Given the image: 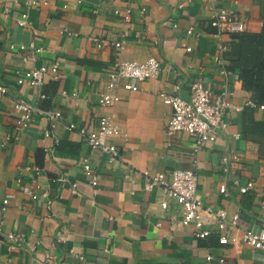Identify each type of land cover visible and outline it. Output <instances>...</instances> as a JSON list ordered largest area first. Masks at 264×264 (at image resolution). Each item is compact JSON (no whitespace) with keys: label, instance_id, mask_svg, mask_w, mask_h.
I'll list each match as a JSON object with an SVG mask.
<instances>
[{"label":"crops","instance_id":"obj_1","mask_svg":"<svg viewBox=\"0 0 264 264\" xmlns=\"http://www.w3.org/2000/svg\"><path fill=\"white\" fill-rule=\"evenodd\" d=\"M28 1L0 0V85L7 88L0 96V264H264L248 246L219 244L216 231L196 238L191 227L181 226L179 205L159 188H143L144 171L188 168L204 204L224 208L229 217L237 214L241 228L256 230L264 222V147L251 131L255 122H264V108L246 104L250 93L224 56L231 35L218 34L210 24L215 10L232 9L246 30L258 31L260 0H38L46 4L37 7ZM126 6L128 29L115 13ZM22 12L29 22L24 27L16 23ZM188 27L199 37L187 35ZM91 35L110 41L123 35L124 44L98 47ZM148 57L158 60L159 74L136 82L135 91L117 90L111 114L123 134L109 139L118 150L109 162L78 131L97 126L104 112L97 99L108 92L112 65ZM51 64L55 75H46L39 86L16 81V71ZM193 80L213 93L233 91V102L242 107L228 112L227 131L196 153L185 132H167L170 107L159 96L187 97ZM16 100L61 116L50 126L34 113L16 130ZM48 128L50 137L44 136ZM230 153L239 159L223 169L220 158ZM249 181L253 185L240 193ZM221 183L225 193L218 190Z\"/></svg>","mask_w":264,"mask_h":264},{"label":"built area","instance_id":"obj_2","mask_svg":"<svg viewBox=\"0 0 264 264\" xmlns=\"http://www.w3.org/2000/svg\"><path fill=\"white\" fill-rule=\"evenodd\" d=\"M46 4V1L29 0V7H37ZM143 11V9H141ZM6 12V10H4ZM115 13H121L124 27H130V7L126 6L122 11L115 10ZM28 15L22 12L16 23L20 27L29 25ZM210 24L216 29L218 34L221 33H236L243 31L245 27L244 19L234 10L220 9L215 10L211 17ZM187 35H193L198 38L200 33L195 32L192 27L186 30ZM89 39L101 47L105 45H113L121 49L124 44L123 35L119 41H110L108 39H99L91 35ZM13 48V46H10ZM20 50H24L25 45L18 44L16 46ZM29 47L33 48V44L29 43ZM186 51H191L192 48L184 45ZM25 59V58H24ZM56 65H42L33 67L23 73L16 71L17 82H29L31 85L39 86L43 83L46 75H55ZM160 64L154 57H148L143 62L137 61H117L115 62L109 73L106 88L108 92L102 93L97 99L99 107L103 109V113L99 117L98 124L91 130L85 128L78 132L92 150H98L107 156L109 162H113L118 157L116 145L109 139L123 134L122 128L115 122L111 110L119 100L118 88L121 86L128 91L138 89L136 82L145 79L154 78L159 74ZM123 82V83H122ZM7 91L6 86L0 85V96ZM75 95V94H72ZM160 98L169 105L170 116L166 124L167 132L174 134L179 131L185 132L193 138V152L196 153L206 143L215 142L222 133L226 132L230 121L227 116L230 111H239L241 106L236 105L233 100V91L222 88L220 91L213 93L210 89L205 88L199 80H193L189 84V95L182 97L177 94L159 93ZM44 97V94H41ZM251 106H256L252 100L246 102ZM13 107L17 113L15 121L16 130L22 129L30 122L34 113L44 116L50 126L51 121L60 118L61 113L58 110H43L33 104L22 100L14 101ZM260 109L264 105L258 106ZM74 124H69V129H74ZM236 137L238 134H234ZM44 136L50 137L51 132L48 128L44 131ZM17 138V135H14ZM57 144V139H54ZM239 156L236 153L223 155L220 161L225 169L226 163L237 161ZM83 168L89 169V164L83 160ZM38 170L39 167L37 166ZM144 190H152L153 188L161 189L168 198L172 199L181 208L180 224L183 227H191L196 238L205 239L216 231L217 242L221 245H230L234 250H238L241 246H248L261 253V259L264 261V222L260 224L258 229L241 228L238 223L237 214H232L230 217L224 208H212L210 205L204 204L200 193L197 190V176L195 172L188 168H176L166 172H143ZM91 185L96 184V179L93 177L90 181ZM252 182H247L244 186L239 187V192H246ZM221 193H225V184L221 183L218 186ZM22 191L28 194L32 199H36L37 195L33 194L28 188L24 187ZM75 192V190H73ZM6 204L7 200L3 199ZM162 209L167 207V201H160ZM7 238L15 245H19L20 239L14 234L9 233Z\"/></svg>","mask_w":264,"mask_h":264},{"label":"trees","instance_id":"obj_3","mask_svg":"<svg viewBox=\"0 0 264 264\" xmlns=\"http://www.w3.org/2000/svg\"><path fill=\"white\" fill-rule=\"evenodd\" d=\"M261 26L258 31L246 28L229 33L232 42L224 51L227 68L237 70L238 78L256 106L264 105V0H260ZM259 144L264 147V122H255L251 129Z\"/></svg>","mask_w":264,"mask_h":264}]
</instances>
